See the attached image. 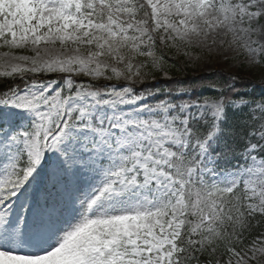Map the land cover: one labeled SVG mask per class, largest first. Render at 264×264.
<instances>
[{
	"label": "snow or ice",
	"instance_id": "snow-or-ice-1",
	"mask_svg": "<svg viewBox=\"0 0 264 264\" xmlns=\"http://www.w3.org/2000/svg\"><path fill=\"white\" fill-rule=\"evenodd\" d=\"M221 59L264 67V0H0V264H264V92L185 71Z\"/></svg>",
	"mask_w": 264,
	"mask_h": 264
},
{
	"label": "trees",
	"instance_id": "trees-1",
	"mask_svg": "<svg viewBox=\"0 0 264 264\" xmlns=\"http://www.w3.org/2000/svg\"><path fill=\"white\" fill-rule=\"evenodd\" d=\"M185 71L187 78L194 76L203 77L205 79L225 78L223 75L215 76L212 75V72L203 73L200 69H194L191 67H186ZM214 72L220 74L231 73L232 75L239 77L240 79L237 81V86L241 89V91L249 90L255 96H259L261 92H264V78H260L259 73L255 72L253 69L240 67L233 70H227L226 67L219 66L218 70ZM171 74L175 77H180V73H178L175 69L172 70Z\"/></svg>",
	"mask_w": 264,
	"mask_h": 264
},
{
	"label": "rangeland",
	"instance_id": "rangeland-1",
	"mask_svg": "<svg viewBox=\"0 0 264 264\" xmlns=\"http://www.w3.org/2000/svg\"><path fill=\"white\" fill-rule=\"evenodd\" d=\"M219 66H222V67L225 66L227 68V70H233V69H236L238 67H244L246 69L249 68L246 65H235L234 62H232V61H223L221 59L218 62L210 65V67H203V68L200 67V69L203 72H211V71L216 70L217 67H219ZM249 69H253L255 72H258L260 74L261 78H264V67L257 66V67H252V68H249Z\"/></svg>",
	"mask_w": 264,
	"mask_h": 264
}]
</instances>
